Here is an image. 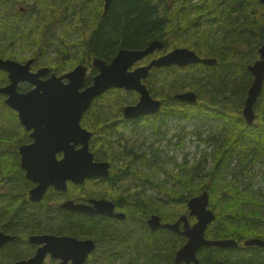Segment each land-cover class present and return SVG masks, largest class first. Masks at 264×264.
I'll return each mask as SVG.
<instances>
[{
    "label": "trees",
    "instance_id": "obj_1",
    "mask_svg": "<svg viewBox=\"0 0 264 264\" xmlns=\"http://www.w3.org/2000/svg\"><path fill=\"white\" fill-rule=\"evenodd\" d=\"M11 2L13 0H0L2 37L8 35L13 43L20 39L24 51L33 52L34 49L36 55L42 53L43 56L39 55L42 60L52 46L56 55L50 59L54 62L50 66L57 74H63L79 64L89 65L91 73L95 74L97 70L92 66L94 58L111 61L122 48L142 49L154 40L165 42L164 52L175 44L173 48L188 47L202 57H216V66L198 63L152 69L150 76L160 75L165 89V95L159 96L163 102L161 111L145 119L157 132L164 128L163 133L167 134L168 118L172 115L203 113L213 116L214 113L209 111L210 101L208 104L200 103L204 95L200 91L202 88L223 95V101L229 93L227 98L233 99L235 95L231 93L234 88L230 86L237 83L226 80L240 76L244 90L241 91V106L238 107L240 114H232L233 118H230L224 111L217 113L233 129L227 139L220 132L204 139L208 144H214L213 152H206L192 164L185 161L179 166L180 172L172 174L170 186L167 182L166 186L156 183L131 168L133 162L142 159L145 154H137L120 130L133 129L138 122L125 119L122 115L120 119L107 116L101 119L97 115L102 107L99 101L105 100L103 105L111 107L110 96L120 97L122 89L111 88L95 99L82 124L93 131L91 147L96 160L110 161L111 173L108 178L86 182L105 183L107 189L99 196L111 198L121 207L126 213L124 220L100 219L61 207L53 208L49 202L56 199L57 192L48 193L44 202L30 201L28 191L33 182L26 178L18 153L19 145L30 140L28 132L21 127L22 135L14 141L13 135L0 130V230L21 237L25 234L26 239H22L27 243L29 235L42 232L94 238L97 249L89 257L88 264H174L176 251L187 239L167 229L152 231L146 220L157 214L162 220L173 222L188 212V202L193 196L207 190L211 195L209 206L217 216L206 231L208 238H230L237 242L251 237L264 239L261 234L264 232V196L256 194L240 179L241 176H248V160L259 161L264 168V89L255 104L257 122L248 125L242 114L247 89L253 82L248 65L258 59V48L264 43V4L261 0H112L107 12L104 0H79L81 9L77 10V5L73 9V13L81 14L77 24L71 11L67 9L64 13L62 6L43 0V7L30 6L28 23L23 21L19 24L15 22L18 17H13L16 20L4 24L2 19L11 15L7 9ZM218 22L223 34L214 39L212 27ZM62 30H74L81 34L74 43L80 54L74 55L65 50L66 39L61 37ZM5 79L8 81L7 76ZM91 81L89 77L86 85H90ZM193 81H196V86H192ZM146 83L151 90L148 79ZM23 88L21 86L20 89ZM185 90L199 93L197 103L190 104L177 98V94ZM133 94L139 97L136 92ZM3 97L0 94L1 100ZM1 106L11 113L5 118L21 126L17 113L4 102ZM119 112L122 114V108ZM3 116L0 113V119L3 120ZM195 133L200 137L201 132ZM2 136L9 137L13 142L4 141ZM151 153L156 157L155 151ZM208 157L213 158L211 167L207 164ZM229 174L232 180L227 182ZM76 186L82 185L70 183L69 197H72ZM148 188L164 191L163 202H155L142 195ZM190 220L196 221L194 217ZM21 245L11 244L0 249V264H12L20 257ZM25 250H32L31 246L26 245ZM198 257L202 264H264V250H226L207 246L199 250Z\"/></svg>",
    "mask_w": 264,
    "mask_h": 264
},
{
    "label": "water",
    "instance_id": "obj_2",
    "mask_svg": "<svg viewBox=\"0 0 264 264\" xmlns=\"http://www.w3.org/2000/svg\"><path fill=\"white\" fill-rule=\"evenodd\" d=\"M112 0H105V12ZM264 4V0H261ZM165 42L154 40L142 49L122 48L111 60L94 58L93 67L97 73L92 76L90 85H86L89 66L79 64L74 69L49 77L51 69L43 67L31 70L33 60L26 63L11 58H0V69L8 72L10 83L0 88L6 94V104L18 113L21 124L30 132L33 142L19 147L21 168L26 178L36 185L29 191L32 202H41L50 187L66 192L69 183L83 184L88 179L108 178L111 163L96 160L91 147L93 132L82 125V118L96 98L111 88L136 91L140 97L137 103L124 107L125 119H136L154 115L161 111L163 103L154 97L145 83L153 68L170 66L185 67L191 64L216 66V57H201L187 47H177L146 65L136 66L157 50H164ZM260 58L250 64L249 70L254 81L249 87L243 108V115L249 125L256 120L255 103L264 89V43L259 47ZM20 83H29L32 89L19 90ZM177 98L194 104L198 95L194 90L177 94ZM63 154L58 157V154ZM210 194L207 190L192 197L188 202L189 212L175 222H163L157 214L147 219L152 231L167 229L187 238V242L175 253L174 264H202L198 251L205 246L229 248L238 246L234 239H209L206 231L215 221L216 214L209 208ZM62 207L89 216H104L123 220L126 214L116 211L114 201L106 198H91L88 203L67 199ZM196 216L192 225L189 217ZM16 236L0 230V247L14 240ZM29 240L39 245L34 256L19 259L14 264H54L45 262L48 255L58 262L55 264H85L96 249V241L91 238L79 239L69 234H33ZM245 246L264 247V239L250 238Z\"/></svg>",
    "mask_w": 264,
    "mask_h": 264
},
{
    "label": "rangeland",
    "instance_id": "obj_3",
    "mask_svg": "<svg viewBox=\"0 0 264 264\" xmlns=\"http://www.w3.org/2000/svg\"><path fill=\"white\" fill-rule=\"evenodd\" d=\"M18 1L19 2L17 3L16 0H13V2L10 3L9 7L7 6V9L10 10V14H11L8 15L7 17L9 16L11 18L18 17V14L21 13L20 8L21 7L26 8L27 11L22 13L24 14L22 19H19V17L17 20L14 19L16 20L15 22L19 24L22 23L23 21H26L27 23L29 22L30 15L28 10L30 9V6L32 7L33 5H36L37 8H40L41 6L43 7V4H41L43 0H18ZM47 1L51 2V4L54 3L58 6H62V8L65 9L64 13H66L67 9L68 11H71L73 13V9L75 5H77V10H80L82 7V5L79 4V0H47ZM193 1L201 2L202 0H193ZM89 6L93 7L92 5ZM89 6H86L87 10H89ZM9 18L2 19V23L5 24V22L6 23L11 22L10 20L13 21V19H9ZM72 18L75 20V24H77L78 19L81 18V14L73 13ZM212 28L214 29L212 35L213 38L219 39V37L223 34V30L219 28V22L216 23ZM61 32H62L61 37L66 39V46L64 47L65 50L73 53L74 55L80 54V51L79 52L77 51L78 49L76 48V45L74 43L80 39L81 34L74 30L72 31L62 30ZM0 34H1L0 57L4 59L12 58V56L10 55L12 54L15 57L12 59L23 62L24 60L30 58L32 54H36L34 49H32L33 52L31 50L24 51L21 47V43H20L21 41H19L20 39H16V42L13 43L9 39L8 35L7 37H2V32H0ZM190 40L193 41L192 38ZM174 45L175 44H171L166 51H170L174 49L173 48ZM51 48L52 46L46 51L45 56L43 58L44 59L43 61L45 62L47 61L48 64H54V62H52V60L50 59L56 55V53H54ZM158 53L156 52V55H160V52ZM38 55L43 56L42 53H38ZM150 58H147L145 61H142L140 64L147 63L150 60ZM247 59H249V55L247 56ZM2 73L3 74H1V76L6 78L7 72L2 71ZM93 75L94 74L91 73V68H90L87 77H92ZM233 80H235L234 82L237 83L236 86L234 84L230 86L231 88H234V91H232L231 93L235 95L233 96V99L227 98V96H229L230 93L224 96V101H223V95L219 93L216 94V92H211L210 90H206L203 88L200 89V91L204 94L200 100V103L208 104V101H210L211 104H209L210 106L209 111L211 113H214L213 116L209 117L203 113H197L192 116L172 115L168 118L169 127L167 128L166 135L163 133L164 128L161 129V132H157L156 130L153 129V125L151 123L148 124L146 120L137 123L133 129L126 130L125 128H122L120 131L124 135L123 137L128 139L129 146L134 148L137 154H142V153L145 154L142 159H136V161L133 162L131 168L134 169V171L142 172V174L147 175L152 181L156 183L164 184L166 186V182H167L168 186H170L172 180V174L179 173L180 172L179 166L184 164L185 161H187L189 164H192L194 161L202 157L206 152L207 153L213 152L214 144L212 143L208 144L204 139L209 138L213 134H219V132L220 134L226 136L227 139L228 134H230L229 132L233 131L232 127L228 125V123H226L224 120H222L220 117L221 115L217 113L224 111V113L228 117L233 118L232 114L236 116V114L239 113L238 107L241 106L240 98L244 90L243 80L242 77L237 76L236 79H233L231 77V78H227L226 81L232 82ZM239 82H241L240 86H238ZM148 84L151 86V91L155 92L153 94L154 97L160 99L159 98L160 95L163 94L165 95L164 93L165 89L163 88V84L160 81V75L150 76L148 78ZM192 86H196V81H193ZM138 99L139 97L134 96L133 91H127L125 89H122V92L120 93V97H117L116 95L110 96L111 107L108 108L106 105H103V102L105 100L99 101V104L102 107L100 113L97 115L99 118L103 116H107L114 119H120L121 115L123 116V112L121 114L119 112V109L122 108L123 111V108L125 106L135 104L138 101ZM3 102L5 103V100L0 99V113L4 115L3 120L0 119V130H2L4 134L13 135L15 138H13L12 140L16 141L22 135L20 133L22 132L21 131L22 125L20 124L21 126H19L16 123V121L5 118V115L7 117H10L11 113L8 110H6V108H3L1 106L3 105ZM196 131L201 132L200 137L195 133ZM2 137H3L2 139L3 140L5 139L4 141L6 142L7 141L13 142L9 137L6 136H2ZM181 138L182 140L180 141ZM247 144L248 143L244 145L245 149L247 147ZM8 147L11 148V146ZM154 151L156 153V157H154L151 153ZM248 161H247L248 176L246 178H244V176H241L240 179L244 181L245 186H247L248 188H252V190L256 194H260L262 197L264 196L263 165L259 161H255V162L253 161L248 162ZM207 164L209 167H211L213 165V158L208 157ZM229 180H232V176L230 174L228 176L227 182H229ZM73 189H74L73 190L74 192L72 193L73 198H80V197L102 198L103 196L101 197L99 196V194L103 191H106L107 185L105 183L100 184L95 182H90V183L85 182L82 186H76V188ZM96 194L98 196H96ZM213 194L216 197V193L213 192ZM142 195L150 197L155 202H163L162 197L164 196V191L159 192L156 191L155 189L148 188L144 190ZM107 199H111V198H107ZM63 201H64V197L57 195L56 199L55 200L53 199V201L49 203L51 207L57 208L58 206L61 205ZM20 248L22 249L21 250L22 254L17 259L24 257L27 258V256L30 253H31L30 255H33L35 252V250H32V252H29V250H25L26 245L24 244L21 245Z\"/></svg>",
    "mask_w": 264,
    "mask_h": 264
},
{
    "label": "flooded vegetation",
    "instance_id": "obj_4",
    "mask_svg": "<svg viewBox=\"0 0 264 264\" xmlns=\"http://www.w3.org/2000/svg\"><path fill=\"white\" fill-rule=\"evenodd\" d=\"M23 9L24 10H21V13H19L18 14V17H19V19H22V13L23 12H25V11H27L26 10V8H24L23 7ZM9 19H13V18H9ZM11 22H12V20H10ZM13 21H14V19H13ZM10 23V22H9ZM0 58H2V57H0ZM5 59H7V58H5ZM30 59H32L33 60V63H32V67H31V70L32 71H34V72H36V71H38L39 69H41V68H43V67H49L50 69H51V72L49 73V74H47V75H45V76H43L42 78H47V77H49L50 76V74L53 72V70H52V67L50 66V64H48V62L46 61H43L41 58H40V56L39 55H36V54H32L31 56H30V58H28L27 60H24L23 61V63H25V62H27L28 60H30ZM50 63V62H49ZM147 64V63H146ZM2 71L3 70H0V88L1 87H4V86H6V85H8L9 83H10V81L8 80V81H6L5 80V78L4 77H2L1 76V74H3L2 73ZM7 76H8V73H7ZM253 76V75H252ZM9 79V78H8ZM253 79H254V77H253ZM21 86H23L24 88L21 90L20 88H21ZM26 87H27V89H26ZM250 87V86H249ZM30 89H32V86L31 85H29L28 83H22L20 86H19V90H21V91H28V90H30ZM197 94H199L198 92H196ZM5 97H3V99L5 100L6 99V95H4ZM247 96H248V92H247ZM247 96H246V98H247ZM169 100V99H168ZM163 103V102H162ZM245 105V104H244ZM243 105V106H244ZM244 108V107H243ZM243 111V110H242ZM242 114H243V112H242ZM18 115V114H17ZM244 116V115H243ZM147 118V116H144V117H139L138 119L136 118V119H133L136 123L138 122H141V121H143V120H145ZM25 131H26V129L24 128V127H22ZM26 132H28V131H26ZM28 134V136H29V138H30V140H28V141H26V142H23L22 144H20L19 145V147L21 146V145H24V144H30V143H32L33 142V139L30 137V132H28L27 133ZM18 153H19V156H20V166H21V154H20V152H19V148H18ZM63 156V154L61 153V154H58V157H62ZM25 171V170H24ZM25 176H26V171H25ZM101 179V178H100ZM31 181V180H30ZM32 182V181H31ZM36 184L33 182V185H32V187H34ZM69 185H70V183H69ZM31 187V188H32ZM30 188V189H31ZM30 189H29V191H30ZM29 191H28V197H29ZM69 191V190H68ZM68 191H66V192H63V191H59V190H56V189H54L53 187H50L49 188V190L47 191V193H46V195L45 196H47V194L48 193H51V192H57L55 195H59V196H61V197H64V201L65 200H67V199H73V200H75L76 202H86V203H88L89 202V200L91 199V198H82V197H80V198H73V197H69L68 196ZM45 196H44V199L42 200L43 202L45 201ZM29 200H30V197H29ZM31 201V200H30ZM63 201V202H64ZM62 202V203H63ZM34 203H37V202H34ZM62 203H61V205L60 206H58V207H61V208H63L62 207ZM116 204V203H115ZM63 209H65V208H63ZM65 210H67V209H65ZM68 211H70V210H68ZM116 211H121V212H125L121 207H119V206H117L116 205ZM72 212H75V211H72ZM76 213H80V212H76ZM80 214H84V213H80ZM84 215H86V214H84ZM89 216V215H88ZM95 218H102V219H104V218H106V217H103V216H100V215H98V216H95ZM114 219H116V218H114ZM148 219V218H147ZM117 220H119V219H117ZM146 223H147V220H146ZM148 225V224H147ZM1 231H3V230H1ZM5 232V231H4ZM7 233V232H6ZM44 233H51V232H42V233H37V234H44ZM8 234H11V235H14V236H16V238L14 239V240H12V241H10V242H8L7 244H5L4 246H1L0 247V249L2 250L3 248H6L7 246H11V244H24V245H29V246H31V249L32 250H35V252H34V254L33 255H28L27 256V258H30V257H32V256H34L35 255V253H36V251H37V249H38V247H39V245H37V244H34V243H32L31 241H29V236H28V243L27 242H23V239H22V237L20 236V235H18V234H12V233H8ZM56 234V233H55ZM64 234H67V233H64ZM263 236H264V232L263 233H261ZM31 235H33V234H31ZM69 235H71V234H69ZM72 236H74V235H72ZM75 237H77V236H75ZM77 238H79V239H84V238H91V237H83V238H80V237H77ZM94 239V238H93ZM247 239H244V240H242V241H240V242H238L239 243V245L238 246H233V247H229V248H224V249H226V250H229V249H231V248H233L234 250H264V247H261V246H245L244 245V242L246 241ZM96 249H97V242H96ZM95 249V250H96ZM32 250H29V252H32ZM201 250V249H200ZM26 257H24V258H20V259H25ZM49 259V260H48ZM18 259H15V260H13V263L12 264H14L15 263V261H17ZM7 261V260H6ZM46 261H48V262H51V263H56V261L55 260H53L51 257H50V255L47 257V260ZM86 264H88V262H86Z\"/></svg>",
    "mask_w": 264,
    "mask_h": 264
}]
</instances>
